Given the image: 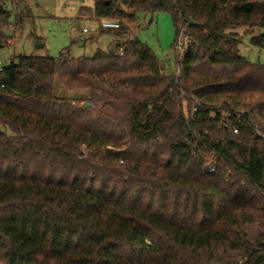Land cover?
Segmentation results:
<instances>
[{
	"label": "trees",
	"instance_id": "trees-1",
	"mask_svg": "<svg viewBox=\"0 0 264 264\" xmlns=\"http://www.w3.org/2000/svg\"><path fill=\"white\" fill-rule=\"evenodd\" d=\"M160 10L176 32L192 21L176 76L137 37L0 68L12 133L0 131V264H264V63L240 54L236 31L264 28V0H94L79 13ZM56 79L88 95L56 96Z\"/></svg>",
	"mask_w": 264,
	"mask_h": 264
},
{
	"label": "rangeland",
	"instance_id": "rangeland-1",
	"mask_svg": "<svg viewBox=\"0 0 264 264\" xmlns=\"http://www.w3.org/2000/svg\"><path fill=\"white\" fill-rule=\"evenodd\" d=\"M94 0H12L5 6L10 12L3 33L7 42L0 47V61L8 63L20 54L50 56L57 58L60 52L72 57L90 56L96 49H109L116 43L137 37L154 53L167 74H175L178 59L175 57L173 43L176 37L175 25L170 12H135L133 20L123 19L129 31L118 34L115 29H103L98 18L89 13L80 14L82 7L91 9ZM16 16L22 17L20 28L15 26ZM83 28H86L83 31ZM241 37L239 51L251 62L264 63V47L250 43L254 35L264 34V28L241 27L236 29ZM179 73V72H178ZM54 94L73 98L77 102L88 95L84 89H66L57 79ZM186 103L183 102L185 110ZM0 131L12 134L0 125ZM205 157L213 159L210 152Z\"/></svg>",
	"mask_w": 264,
	"mask_h": 264
},
{
	"label": "built area",
	"instance_id": "built-area-1",
	"mask_svg": "<svg viewBox=\"0 0 264 264\" xmlns=\"http://www.w3.org/2000/svg\"><path fill=\"white\" fill-rule=\"evenodd\" d=\"M98 21H99L100 27L103 29H118L121 23H123L122 19L112 18V17H100L98 18ZM190 23H191L190 20L182 21L177 28L175 41L173 43V50L175 53V57L178 60L183 57L188 47L193 43V39L190 37V34H189V24ZM85 30L86 28H83V31ZM119 53H121V48L119 49ZM2 65H3L2 62L0 61V68L2 67ZM178 72H179V69H177L176 67L174 71L175 73L174 75L176 76ZM221 123L224 126H228V122L225 120V118L221 119ZM233 131L237 132V128L234 127ZM194 142L196 144L202 143V142H199L196 138H194ZM214 171H215V166L213 164L212 159L205 157L204 163L201 167V172L202 173H205V172L213 173Z\"/></svg>",
	"mask_w": 264,
	"mask_h": 264
},
{
	"label": "water",
	"instance_id": "water-1",
	"mask_svg": "<svg viewBox=\"0 0 264 264\" xmlns=\"http://www.w3.org/2000/svg\"><path fill=\"white\" fill-rule=\"evenodd\" d=\"M191 22H192V21H191ZM1 46H2V45H0V47H1ZM89 104H90L89 102H86V103H85V105H89Z\"/></svg>",
	"mask_w": 264,
	"mask_h": 264
},
{
	"label": "crops",
	"instance_id": "crops-1",
	"mask_svg": "<svg viewBox=\"0 0 264 264\" xmlns=\"http://www.w3.org/2000/svg\"><path fill=\"white\" fill-rule=\"evenodd\" d=\"M119 44L118 42L116 43V45Z\"/></svg>",
	"mask_w": 264,
	"mask_h": 264
}]
</instances>
